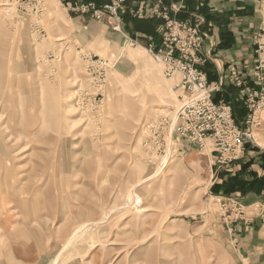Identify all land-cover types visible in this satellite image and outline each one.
<instances>
[{
	"label": "rangeland",
	"instance_id": "1",
	"mask_svg": "<svg viewBox=\"0 0 264 264\" xmlns=\"http://www.w3.org/2000/svg\"><path fill=\"white\" fill-rule=\"evenodd\" d=\"M46 1L35 27L0 0V203L13 208L0 216V264H226L215 153L161 124L179 105L162 66L122 25L78 38L70 16L84 13Z\"/></svg>",
	"mask_w": 264,
	"mask_h": 264
},
{
	"label": "built area",
	"instance_id": "2",
	"mask_svg": "<svg viewBox=\"0 0 264 264\" xmlns=\"http://www.w3.org/2000/svg\"><path fill=\"white\" fill-rule=\"evenodd\" d=\"M24 13H33V25L38 26V13L42 11V0H14ZM70 10L87 14L92 20L106 22L113 30L122 32L123 16L139 17L147 14L151 18H162L156 35L147 39L144 49L155 62L162 66V73L171 78L178 76L176 88L182 89L179 105L172 119L165 116L161 124L169 126V134L200 151L216 154V168L232 171L231 164L239 160L246 144H255L254 132L260 127L264 109V28L254 41L253 62L250 73L231 69L216 83H209L201 66L206 62L202 47L207 34L198 21L178 19L182 2L164 5L163 0L145 8L138 0H61ZM172 1V0H171ZM264 11V0L260 4ZM148 9V10H147ZM132 46L138 45L136 38L126 36ZM102 66L106 61L98 58ZM231 85L244 90L242 104L245 114L238 119L230 100L217 99L216 93ZM220 217L228 232L232 223L245 221L244 206L238 199H221Z\"/></svg>",
	"mask_w": 264,
	"mask_h": 264
},
{
	"label": "crops",
	"instance_id": "3",
	"mask_svg": "<svg viewBox=\"0 0 264 264\" xmlns=\"http://www.w3.org/2000/svg\"><path fill=\"white\" fill-rule=\"evenodd\" d=\"M171 2L178 4L179 0H169L168 3L163 0L166 6ZM137 4L148 8L154 4V0H138ZM260 4L261 0H184L182 2L181 11L175 17L198 21L201 30L207 34L201 53L206 56V62L201 68L207 74L209 83L218 82L231 69L245 74L250 73L254 58V41L264 28V11ZM70 20L71 27L80 39L94 37L100 42L104 40V36L99 30H104V27L110 28L106 22L94 21L86 14H74L70 16ZM161 22H163L162 18H151L147 14L132 17L127 13L123 16L122 26L129 32L127 36L146 43L147 39L156 35V28ZM110 38L107 39L109 42L107 47H110V54H114L120 49L119 39ZM167 80L173 84L172 88H176L178 76ZM177 90L180 96L182 89L177 88ZM243 95V89L226 85L222 91L216 93V98L229 99L233 104L236 118L243 119L245 114L242 104ZM260 116L261 125L253 134L255 147L246 144L244 155L232 162L230 166L232 171L219 169L220 173L210 183L211 186L215 183L218 187L217 191L227 195L226 198L238 199L244 206L245 221L236 222L231 232L222 226L214 233V239L226 254V264H264V109ZM215 156L216 154H214L216 160ZM224 180L225 185L229 181L232 183L237 181L239 185H244L246 191L225 194Z\"/></svg>",
	"mask_w": 264,
	"mask_h": 264
},
{
	"label": "bare ground",
	"instance_id": "4",
	"mask_svg": "<svg viewBox=\"0 0 264 264\" xmlns=\"http://www.w3.org/2000/svg\"><path fill=\"white\" fill-rule=\"evenodd\" d=\"M2 5H4V6H11V4L10 3H7V2H4V3H2ZM46 6H47V8H48V10L51 12H53V11H55V5H53V1L52 0H47L46 1ZM6 9V8H5ZM8 9V8H7ZM56 19H57V24H58V13L56 12ZM67 26H69V25H67ZM59 28H61V30H65L66 28H64V27H62V25H60L59 24ZM59 36V35H58ZM56 41H61V38L60 37H57L56 38ZM143 50H144V48H142ZM133 53V52H132ZM134 54H135V61H136V63H137V65H139V66H142V68H143V73L142 74H149L150 75V78H152L153 76H152V74H150V70H149V68H148V65H147V63H146V61H145V58H144V56H140L139 54H137V53H135L134 52ZM129 59H130V57H129ZM74 71V70H73ZM74 73V72H73ZM75 75H77V74H75ZM156 89V88H155ZM131 92L133 93V96H138V91H137V89H134V88H132L131 89ZM162 110H164V109H162ZM162 110H160V111H162ZM6 129V128H5ZM4 131V130H3ZM256 142V141H255ZM258 143V142H257ZM260 144V143H259ZM262 144V143H261ZM6 146V145H5ZM260 146V145H259ZM11 146H9V147H7L6 146V148H10ZM4 152H8V151H4ZM8 154H9V152H8ZM163 161V160H162ZM7 168V167H6ZM22 175V174H21ZM151 177V176H150ZM11 178V177H10ZM3 181H5V182H7V180L6 179H3ZM28 181H29V179H28ZM28 181L27 180H24L23 182H20L18 185H15V182L14 181H12L11 183H12V185L13 186H15L16 188H14V190H18V192L20 191V192H22V193H25V191H24V188L25 187H27L28 186ZM7 193V192H6ZM0 199H1V196H0ZM134 201H135V203L136 204H138V203H140V198L138 197V196H136V197H134ZM4 205L2 206V204L0 203V216L2 215V214H9V212H12V205H10V202L8 201V202H5V203H3ZM143 209V208H142ZM141 209V210H142ZM143 210H145V209H143ZM3 218V217H2ZM175 220V219H174ZM85 228V226H82V227H80V228ZM83 232V231H82ZM77 232H75V234H76ZM80 233V232H79ZM78 234V233H77ZM76 234V235H77ZM74 236V235H73ZM73 238V237H72ZM69 241H71V240H69Z\"/></svg>",
	"mask_w": 264,
	"mask_h": 264
},
{
	"label": "trees",
	"instance_id": "5",
	"mask_svg": "<svg viewBox=\"0 0 264 264\" xmlns=\"http://www.w3.org/2000/svg\"><path fill=\"white\" fill-rule=\"evenodd\" d=\"M166 3H168L169 2V0H164ZM175 1V0H174ZM208 81H209V79H208ZM227 100H229V99H227ZM223 185L225 186V190H224V193L226 194V193H229V192H234V191H240V192H245L246 191V188H244V185L242 186V185H239V183L237 182V181H235V182H231V181H229L228 183H227V185H225V180L223 181ZM213 187H212V190H215V191H217L218 190V187H217V185L214 183L213 185H212ZM216 193H218V191L216 192ZM227 196V195H226Z\"/></svg>",
	"mask_w": 264,
	"mask_h": 264
}]
</instances>
